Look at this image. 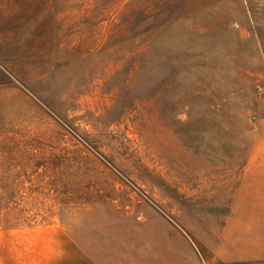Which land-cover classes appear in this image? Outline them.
Returning a JSON list of instances; mask_svg holds the SVG:
<instances>
[{"label":"rangeland","instance_id":"obj_1","mask_svg":"<svg viewBox=\"0 0 264 264\" xmlns=\"http://www.w3.org/2000/svg\"><path fill=\"white\" fill-rule=\"evenodd\" d=\"M249 160L264 0H0V264H39L24 229L155 264L165 225L228 264L215 249Z\"/></svg>","mask_w":264,"mask_h":264},{"label":"crops","instance_id":"obj_2","mask_svg":"<svg viewBox=\"0 0 264 264\" xmlns=\"http://www.w3.org/2000/svg\"><path fill=\"white\" fill-rule=\"evenodd\" d=\"M237 193L243 202H238L230 209V215L226 218L222 232L219 235V244L215 249L216 256L224 263H251L264 260V161L249 160L243 172L241 183ZM254 200V202L250 201ZM243 206H240V205ZM167 226V232L162 237L165 247L151 246V254L155 255L158 262L155 264H201L199 256L193 248L191 239L185 231L177 229L174 225ZM7 238L17 239L13 234L14 229L6 230ZM22 238L31 242H39V264H48L51 258H55L53 264H111L110 253L106 251L100 254L94 250L77 243L74 238L66 233L59 232L47 235V231L40 235L32 230H20ZM21 236V235H20ZM159 239L152 240L156 245ZM11 250H0L8 252ZM10 252V251H9ZM15 250L11 251L6 261L2 264H15L13 258ZM152 255V256H153ZM26 262V261H25ZM26 264H29L26 262ZM122 264V263H121Z\"/></svg>","mask_w":264,"mask_h":264}]
</instances>
